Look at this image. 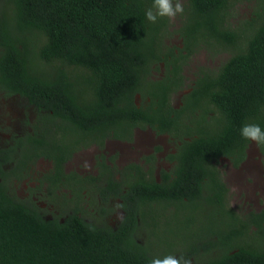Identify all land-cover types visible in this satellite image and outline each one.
Wrapping results in <instances>:
<instances>
[{"label":"trees","instance_id":"16d2710c","mask_svg":"<svg viewBox=\"0 0 264 264\" xmlns=\"http://www.w3.org/2000/svg\"><path fill=\"white\" fill-rule=\"evenodd\" d=\"M152 2L0 0V92L37 109L32 130L0 147V264H149L167 255L264 264V208L231 207L219 169L222 158L235 169L245 162L252 141L240 135L243 124L264 130V9L235 27L236 0H185L175 30L183 47L173 49L164 45L169 18H145ZM202 50L230 55L215 69L200 67L186 85L184 65ZM163 63L164 75L154 77ZM137 129L172 138L170 169L157 175L152 153L144 165L119 167L102 154L96 175L66 171L76 153L132 142ZM258 148L264 163V145ZM40 159L52 164L38 180L48 201L79 204L85 191L95 194V222L77 208L63 220L46 217L34 188L17 195L14 184ZM110 200L124 211L115 227L105 220ZM166 212L176 221L161 248L139 243L138 229L155 234Z\"/></svg>","mask_w":264,"mask_h":264},{"label":"rangeland","instance_id":"374dc122","mask_svg":"<svg viewBox=\"0 0 264 264\" xmlns=\"http://www.w3.org/2000/svg\"><path fill=\"white\" fill-rule=\"evenodd\" d=\"M185 0H180L184 3ZM230 9L231 26H239L243 21L250 20L257 13L264 9V0H236ZM260 16H263L262 14ZM180 14L174 20L169 21L168 34L165 37L164 45L167 48L183 47V40L179 34L175 32L179 28ZM188 23H184V26ZM229 52H223L216 56L207 50L194 53L184 65L183 76L185 84L190 85L194 79V74L200 67L217 68L228 57ZM167 70L165 63L159 64L154 69V77H161ZM185 91L173 95V104L180 105V99ZM137 101L140 96H137ZM37 114V109L28 103V101L19 96H6L0 92V147L5 146L13 135H19L31 130L29 123L33 122ZM174 142L168 135H158L151 129H137L134 140L132 142L109 141L104 150H98L95 147L82 150L76 153L71 161L67 163L66 170L68 172H77L80 175H95L96 160L102 154L106 157H115L117 166L122 167L130 162L144 164V156L155 153V170L156 174L160 169H170L171 164L166 160V156L174 151ZM161 150L155 151L156 147ZM50 163L44 159H40L31 168L30 176L22 182H16L14 189L19 197H27L31 194L30 188H34L33 200L40 207L47 210L46 217L61 216V220L67 216L72 208L69 203H53L48 201V190L46 186L38 188L39 178L48 172ZM219 169L229 189L230 206L238 212H246L249 210H260L264 208V163L258 145L251 142L247 158L240 168H233L229 161L225 158L220 160ZM68 195L71 194L69 189H64ZM96 198L95 200L93 198ZM97 196L88 195L87 201L81 206L83 216L86 220L95 222L97 217ZM119 200H110L109 208L114 209L112 213L105 219L111 226H117L124 216V211L117 207ZM63 215V217H62ZM182 221L183 216L179 214ZM174 217L171 212H166L163 219L157 224L155 234L150 233V229L141 226L137 231V240L141 244L148 243L154 251L161 248V237L167 234L170 227L169 222L174 223ZM201 260V259H200ZM192 261L191 264H195ZM201 264V263H200Z\"/></svg>","mask_w":264,"mask_h":264},{"label":"clouds","instance_id":"9594fccd","mask_svg":"<svg viewBox=\"0 0 264 264\" xmlns=\"http://www.w3.org/2000/svg\"><path fill=\"white\" fill-rule=\"evenodd\" d=\"M184 7L180 0H153L152 5L146 9L145 18L151 23H156L158 18L167 17L174 20L178 14H183ZM240 135L245 140L264 145V130L256 123H245L241 126ZM149 264H191L189 259L167 255L154 257Z\"/></svg>","mask_w":264,"mask_h":264},{"label":"flooded vegetation","instance_id":"af4514ba","mask_svg":"<svg viewBox=\"0 0 264 264\" xmlns=\"http://www.w3.org/2000/svg\"><path fill=\"white\" fill-rule=\"evenodd\" d=\"M35 120H33V122H34ZM33 122H31V123H29V125H30V127H31V124L33 123ZM31 130H32V127H31ZM31 130H29V131H31ZM27 132V131H26ZM25 133V132H24ZM136 133V132H135ZM23 134V133H22ZM19 135H21V134H19ZM109 141H119V140H108L107 142H106V144L109 142ZM121 142H124V141H121ZM126 143H128V142H126ZM106 147V146H105ZM96 149H98L97 147H95ZM99 150V149H98ZM106 158V157H105ZM110 158V157H109ZM109 158H106V160H107V162H109ZM69 163V162H68ZM131 163V162H130ZM137 163V162H136ZM144 164H145V160H144ZM144 164H142V165H144ZM67 165V164H66ZM127 165V164H126ZM125 166V165H124ZM146 167H148V166H146ZM51 169H52V164L50 163V165H49V168H48V172L49 171H51ZM67 171V170H66ZM96 171H97V169H96ZM68 172V171H67ZM96 174H97V172H96ZM95 174V175H96ZM82 176H87V175H82ZM95 195V194H94ZM83 199H81V202L79 203V204H75V201H76V199H74V202H71V208H72V210H71V212L70 213H73L74 212V210H75V208H77L78 210H79V214H83L82 213V210H81V206H82V204L84 203V202H86L87 201V195H86V191L83 193V197H82ZM97 199L99 200L100 198L97 196ZM69 213V214H70ZM124 217V216H123ZM122 220V219H121ZM115 227V226H114Z\"/></svg>","mask_w":264,"mask_h":264}]
</instances>
